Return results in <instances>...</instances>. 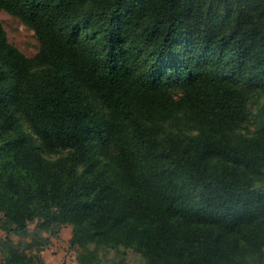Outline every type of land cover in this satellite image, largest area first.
<instances>
[{"label":"trees","instance_id":"trees-1","mask_svg":"<svg viewBox=\"0 0 264 264\" xmlns=\"http://www.w3.org/2000/svg\"><path fill=\"white\" fill-rule=\"evenodd\" d=\"M0 8L39 42L0 22V264L62 223L82 264H264V0Z\"/></svg>","mask_w":264,"mask_h":264},{"label":"rangeland","instance_id":"rangeland-1","mask_svg":"<svg viewBox=\"0 0 264 264\" xmlns=\"http://www.w3.org/2000/svg\"><path fill=\"white\" fill-rule=\"evenodd\" d=\"M0 22L3 25L8 40L19 48L27 57L32 58L39 48V42L32 27L17 16L0 8ZM1 216V213H0ZM29 230H34V223L29 224ZM5 232L0 229V237ZM13 241H18L16 235L10 236ZM28 239V237L26 238ZM79 237L68 223H62L56 235H51L47 243L40 245L39 254L41 262L38 264H82L77 260L81 251L78 245ZM99 264V263H97ZM102 264H147L144 258L131 248L125 250V257L119 260L111 251Z\"/></svg>","mask_w":264,"mask_h":264}]
</instances>
